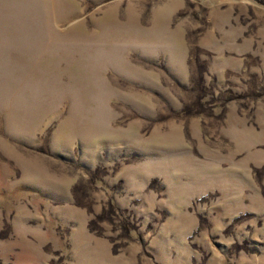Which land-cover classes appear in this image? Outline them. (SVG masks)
I'll return each mask as SVG.
<instances>
[{"label": "rangeland", "instance_id": "rangeland-1", "mask_svg": "<svg viewBox=\"0 0 264 264\" xmlns=\"http://www.w3.org/2000/svg\"><path fill=\"white\" fill-rule=\"evenodd\" d=\"M0 264H264V0H0Z\"/></svg>", "mask_w": 264, "mask_h": 264}]
</instances>
